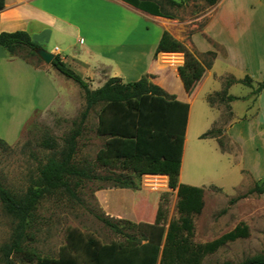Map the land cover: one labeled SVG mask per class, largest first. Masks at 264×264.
<instances>
[{"label":"rangeland","instance_id":"obj_1","mask_svg":"<svg viewBox=\"0 0 264 264\" xmlns=\"http://www.w3.org/2000/svg\"><path fill=\"white\" fill-rule=\"evenodd\" d=\"M41 1L48 4L60 2V0ZM155 1L160 4V10L163 13L174 17L173 22L177 24V27H172L171 33L178 35L180 40H177L183 44L184 48L187 50L195 48L198 57L207 50H213L216 53L213 71L208 74V70L200 66L198 68L200 73L193 78L191 93L193 104L180 181L184 183L187 177H194L195 182L200 185L206 184L203 186L205 188L203 208L199 214L192 215L193 242L211 241L233 229L239 222H244L249 227V235L246 238L227 242L214 253L206 255L201 264H239L246 258L264 252V193L252 192L234 203H230L229 200L247 192L256 184L263 182L264 185V146H260L255 153L249 151V155L244 158L237 157L234 162L229 163L225 152L227 150L230 152V144L222 133L220 135V139L224 143L222 149L213 147L210 140L200 138L198 133L202 126L212 118L207 114V111L211 112L208 110L207 94L212 92V106L220 111V118L213 128L218 131L220 128L217 127L225 125L230 115L229 103L219 100V97L226 94V91H221L224 81L230 77L238 80L231 84L229 94L236 95V97L249 94L256 88L257 83L264 79V64L257 67L255 66L256 60L252 61L251 59L249 61L252 62H247L243 55L231 54L227 59L220 53L221 50L207 34L206 25L212 21V18L210 19L212 6L206 0ZM219 1H222V7L227 4L238 8L245 6V14L264 18V2L262 0ZM109 10V14L113 17V23L108 24L110 29L107 35L113 40H109L106 44L109 46L111 44L113 49L112 45L115 44L118 26L116 20L120 16L121 10L116 7L114 9L112 6L109 7ZM138 19V25L133 28L134 35L141 39L142 49L136 54L132 64L125 67L131 74L136 70L135 75H131L128 79L129 81L133 80L132 77L136 78L137 72L145 65L146 50L160 29L158 24L150 19L143 17ZM212 29L211 25L209 31L211 32ZM75 45L76 48L82 47L78 42H75ZM104 49L110 50L108 46ZM113 50L112 53L115 52V49ZM156 58L164 63H171L172 66L182 65L184 61L182 52H174V54L160 52ZM32 61H34L33 58ZM46 65L49 64L44 65L43 62L39 64L41 67H47ZM52 73L69 81L65 90L61 87V93L65 91L64 96L47 109L34 111L21 130L13 135L15 138L17 137L14 142H12L15 139L13 136L5 135L9 128L8 121H6L8 124L6 127L0 126V132L4 134V136H0L1 139H4V142H0V181L15 194H22L25 191L31 181L36 178L39 166L48 157L58 155L63 146L64 137L73 127L72 122L80 119V113L85 105L82 91L75 83L64 78L57 71ZM245 75L252 79L251 86L244 85L239 81ZM96 76H101V74L97 73L95 78ZM105 78L107 80V77ZM103 82L104 80L95 79L88 84L92 89L93 86L102 85ZM214 91H220V95L216 96ZM234 101L233 108L236 113L242 112L241 110H244L248 104V100H242L241 97ZM258 106H260V102ZM98 109L99 106L94 107L85 119L81 135L77 139L73 161L97 176L115 177L119 174L128 176L133 181L134 187H121L104 179H82L77 186L73 184L75 180L71 181L74 196L68 195L62 190L46 194L37 205L30 222V231L34 238L28 244L36 250L40 257H58L61 247L66 244L67 232L70 229H77L83 235L90 236L101 244L122 241L123 236L99 221L96 214H103L112 221L119 222L121 226H124V221L166 224L170 219L178 217L175 208L176 191L168 187V177L149 174L138 176L131 171H125L118 167L100 166L95 162V154L103 146L105 140L95 132ZM216 112L215 109L214 113ZM253 117L255 120V114ZM258 118L264 122V114H259ZM4 137L7 139L5 140ZM46 138L54 140L53 149L42 145V141ZM242 169H251L255 177H258L257 174H259L256 169L261 170L260 180H250L249 176L241 171ZM156 176L157 178H155ZM156 180L161 183L155 185L154 181ZM212 185H217L222 189ZM13 227V219L3 211L0 203V248L9 241ZM13 260L16 264H35V260L27 261L20 255L13 256ZM0 264H2L1 252Z\"/></svg>","mask_w":264,"mask_h":264},{"label":"trees","instance_id":"obj_2","mask_svg":"<svg viewBox=\"0 0 264 264\" xmlns=\"http://www.w3.org/2000/svg\"><path fill=\"white\" fill-rule=\"evenodd\" d=\"M140 10L151 14L173 19L160 10L155 0H125ZM213 6L218 0H206ZM264 2V0H262ZM4 0H0V10ZM0 47L10 56H17L37 67L42 62L35 54L40 48L24 30L0 32ZM182 52L184 61L177 67L178 74L187 91L192 93L193 78L199 74L198 68L209 70L216 53L207 50L200 54L187 50L183 44L167 30H163L154 49L153 56L158 53ZM32 58L34 61H32ZM50 65L64 78L71 80L82 91L84 108L80 119L73 121V127L63 139V146L57 156H50L39 166L37 176L26 187L22 194H15L0 181V203L3 211L14 221L10 239L1 248L2 264H16L13 256L20 255L27 261L35 260V264H201L204 257L214 253L227 242L249 235V227L239 222L228 232L204 243L192 241L194 226L192 215L199 214L203 208V189L197 186L178 182L181 166L182 149L185 137L188 103L168 95L160 86L150 81V75H144L136 81L123 82L119 77H109L98 88L91 89L88 82L71 69L59 55H55ZM233 77L227 78L221 91L236 82ZM247 86L252 79L245 75L239 80ZM264 89V79L259 81L252 94ZM216 96L220 91L215 92ZM213 95L206 97L212 106ZM238 97L224 95L220 102H230ZM99 106L95 132L104 137V143L95 154V162L100 166L118 167L140 176L166 175L168 187L176 191L175 208L177 218L164 223H132L124 221V226L112 221L103 214L96 218L123 236L122 241L101 244L96 239L85 236L77 229L67 232L66 244L61 247L58 257H40L30 246L34 235L30 231V222L40 200L48 193L62 190L74 196V186L82 179H104L121 187H134L133 181L125 175L97 176L78 166L74 161L77 139L89 112ZM220 131L208 130L200 138L217 137L222 149L223 141ZM0 142H4L0 138ZM42 145L53 149L55 142L46 138ZM225 150V149H224ZM255 192L264 193L263 182L256 184L247 192L229 200L234 203L240 198ZM26 242V243H25ZM239 264H264V252L246 258Z\"/></svg>","mask_w":264,"mask_h":264},{"label":"crops","instance_id":"obj_3","mask_svg":"<svg viewBox=\"0 0 264 264\" xmlns=\"http://www.w3.org/2000/svg\"><path fill=\"white\" fill-rule=\"evenodd\" d=\"M110 6L121 10L117 23L114 19L118 26L115 44L112 45L115 49L113 53L111 44L110 46L106 44L109 40H113L107 35L110 29L108 24L113 23V17L109 14ZM245 12V6L238 8L227 4L222 7V1L218 0L212 6V17L210 16L212 21L205 24L207 34L227 59L231 54L243 55L247 62L251 59L256 60L255 66L260 67L264 64V18L247 15ZM141 17L157 23L160 29L146 50L145 65L137 72L136 78L132 77L133 80L130 81L150 75V81L160 86L168 95L188 103L178 182L201 187L204 196L203 186L206 184L200 185L195 182L194 177H187L184 183L180 181L193 96L185 89L178 74L177 67L180 64L172 66L171 63H164L157 59V55L153 56L161 32L167 30L171 33V28L177 27L173 19L148 14L125 0H60L53 4L44 3L41 0H4V6L0 10V32L26 31L33 42L54 55H59L62 61L88 82H93L95 79L105 82V77H119L123 82H128L131 75H135L136 70L131 74L125 67L132 64L136 54L142 49L141 39L134 35V28L139 23L138 18ZM211 25L213 29L210 32ZM172 35L180 40L178 35ZM75 42L81 43L82 47L76 48ZM107 46L110 50L104 49ZM46 66L35 67L20 57L8 55L0 47V126L6 127L8 125L6 121H8L9 128L5 134L7 137L18 133L34 111H43L64 96L65 91L61 93V87L65 90L69 81L52 73L56 70L50 64ZM211 71H213V64L208 74ZM97 73L101 76L95 78ZM100 86L101 84L93 86L92 89ZM231 87V85L228 86L226 95H232L229 94ZM232 96L236 97V95ZM237 97L248 100L246 108L236 113L233 108L235 101L228 102L230 107L228 121L225 125L217 127L221 130H219L220 135L222 133L230 144V152L228 150L225 152L229 163L234 162L237 157L244 158L250 154L249 151L255 153L260 146H264V122L258 118L259 114H264V89L257 94L252 95L249 92ZM259 102L260 106H258ZM215 109L216 113H214ZM208 110H211V112L207 111V114L212 118L209 122H205L198 135L214 128L220 118V111L217 108L209 105ZM253 114H255V120ZM0 136L4 134L0 132ZM7 137H4L5 140ZM16 139L17 137L12 142ZM202 139L210 140L213 147L220 149L217 137L210 136ZM256 170L259 174L262 173L261 170ZM241 171L249 176L250 180H260L259 174H257L258 177L253 176L251 169ZM212 186L222 189L217 185Z\"/></svg>","mask_w":264,"mask_h":264},{"label":"water","instance_id":"obj_4","mask_svg":"<svg viewBox=\"0 0 264 264\" xmlns=\"http://www.w3.org/2000/svg\"><path fill=\"white\" fill-rule=\"evenodd\" d=\"M35 54L41 59V61L45 64H50L51 61L53 60L54 58V54L44 48H37L35 50ZM166 176V175H164ZM167 177V176H166Z\"/></svg>","mask_w":264,"mask_h":264},{"label":"bare ground","instance_id":"obj_5","mask_svg":"<svg viewBox=\"0 0 264 264\" xmlns=\"http://www.w3.org/2000/svg\"><path fill=\"white\" fill-rule=\"evenodd\" d=\"M162 177H165V176H162ZM155 178H157V176H156ZM163 179H164V178H163ZM151 181H152V180H151ZM154 182H156L155 185H157V183H161V182H158V180H156V181H154ZM162 183H166V182H162Z\"/></svg>","mask_w":264,"mask_h":264}]
</instances>
